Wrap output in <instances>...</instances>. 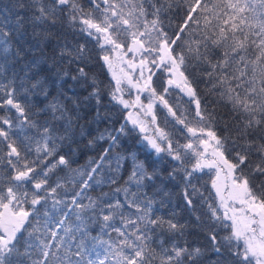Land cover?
Listing matches in <instances>:
<instances>
[{"label": "trees", "instance_id": "obj_1", "mask_svg": "<svg viewBox=\"0 0 264 264\" xmlns=\"http://www.w3.org/2000/svg\"><path fill=\"white\" fill-rule=\"evenodd\" d=\"M78 2L85 12L91 11L94 18H102L101 10L95 9L89 0H78ZM116 2L123 3L124 0H116ZM240 2L244 3L245 0ZM41 3L47 7L49 0H41ZM201 3L211 6L221 3V0H201ZM153 4L160 8L158 15H153L155 12ZM194 4L195 0H148L147 15L141 18L140 30H144L145 20L150 24L153 19H157L163 31L171 39H176L180 27L188 18L190 5ZM34 7L33 0H0V28L10 32L9 47L12 52L17 48L25 52L19 63L9 59L7 71L0 73V87L15 84L18 98L25 105L30 121L36 125L30 127L24 123L23 118H18L19 114L15 109L3 106L0 107V118L9 119L12 124L11 127L0 124V127L8 132L9 140L16 142L22 156L32 162L33 167L40 173L34 180L25 181L22 186L14 188L20 198L19 202L13 200L8 209L0 207V214L5 218L18 209L29 212L27 221L16 233L17 238L13 241L16 246V252L11 257L13 264H37L43 259L45 244L49 246L50 252L57 254L62 264H69V261L71 264H90V262L100 264L101 261L104 264H116L113 253L108 250L109 244H115L122 238L111 228H103L102 216L107 214L106 206L115 204L116 201L121 203L122 208L119 211L123 212L124 216L132 215L134 209L128 207V202L132 199H137L138 202L151 200L152 218L159 217L165 221L171 219L183 226V229L177 232H170L165 226L149 233L152 236L150 247L155 250L157 257L153 264H160L163 250H171L173 246L186 247L189 250L201 248L204 250V255L200 258V264H212L216 256L210 251L209 231L214 230L217 239L221 242L232 232L231 221L223 219L224 212L219 207V199L212 187V181L216 176L215 168L204 166L200 170L193 171L198 157L192 150L180 147L179 150L185 157L183 167L192 172L190 184L184 180L186 174L184 171H176L170 176L169 173L173 172L180 162L172 160L167 152L157 154L151 149L142 139L144 134L129 121L127 109L111 98L115 83L101 58L108 54V50L101 49L95 39L81 32L83 26L79 19L74 24L70 23L67 13L58 11L54 24L50 21H36ZM228 11L231 14V10ZM192 15L195 21L187 24L185 33L174 47L176 52L183 51L185 54L186 64L182 70L196 90L201 110L206 109L205 116L211 114L215 119L201 121L196 117L195 100L179 88L168 86L165 81L167 75L162 68L153 75L151 81V89L156 93L157 103L154 109L156 121L153 124L149 118L148 135L152 136L158 126L168 134L173 147L192 143L196 151L203 154L199 141L204 133L199 129L205 128L206 133L210 123L220 136L234 134L238 119L231 112V106L220 98V89H212L215 78L210 80L207 76V73L212 71L209 63L196 62L195 53L187 51L186 42H191L193 38L202 40L205 34L211 36L213 31L218 33V25H223H220V21L212 19L213 27L206 28L204 17L207 15L211 18V14L200 8ZM243 15H251V13ZM222 19L227 17L223 16ZM236 23H239V20ZM228 35L231 36L232 33L229 32ZM235 35L243 39L244 33L237 31ZM120 40L124 45L130 42V38L126 36H121ZM253 40L259 42L257 37L249 33L245 52L249 60H254L259 55L258 49L252 44ZM100 43L103 41L101 40ZM230 44H232L231 39L221 47L213 46L209 41L207 52L210 61L215 63L221 59L224 51L228 50L227 45ZM80 45H84L87 49V58L83 61L76 60L69 54ZM192 47L195 49L196 45L193 44ZM107 48L111 49L110 46ZM200 52H206L203 45L200 46ZM9 56L11 57V53ZM33 60L41 69L38 79L42 84V90L33 89L27 93L25 99L24 89L20 88L23 76L21 69ZM80 68H84L86 77L80 75ZM249 76H251L250 68ZM23 83L24 87L30 86L28 81ZM94 85L99 89V103L96 96L90 95ZM166 88L167 92H165ZM160 97H163V101L173 108L178 117L187 118V125L194 129L195 135L189 133L183 124L176 122V118L168 112ZM0 98H3L2 92ZM54 98L70 113L63 120H53L52 112L47 110V105ZM56 115L58 116L59 113ZM69 120H71L70 125ZM46 123L47 126L56 129L54 132L56 147L50 156H46L42 151L37 152L38 143L43 144L40 128ZM122 125L125 126L123 133L119 131ZM255 136H264V131L256 132ZM112 137L117 138L115 143L112 142ZM158 142L162 147L167 148V141ZM7 143L8 141L0 138V200L3 203H9L7 189L17 184L10 179L14 172L7 164L9 151ZM228 147L229 151L225 156L230 162H235L230 139ZM105 149L109 151L105 153ZM133 154L138 162L145 165L149 173H154L153 179L145 180L140 187L129 179L133 170ZM61 156L68 161L66 165L58 163ZM102 156L105 157L103 160H101ZM204 157L203 155L200 158L201 162ZM209 158L213 159L211 154ZM257 163L259 158L253 153L249 157L248 167L242 168L243 174L248 175ZM22 165L23 160L20 161V166ZM52 165L56 167L52 168ZM93 168L96 169L95 172H92ZM44 171H48L47 177L43 176ZM40 179L47 180L45 190L39 192V195L45 199L34 206L31 201L33 193L37 190L33 185ZM85 181L88 182L87 187H83ZM260 182L253 180V186ZM193 187L198 189L195 194ZM51 188H56L55 193L50 192ZM125 188L128 189L127 193L123 191ZM185 191L193 199V208H189L186 204ZM78 192L81 193L79 197L76 196ZM73 197H76L78 203L82 205H88L90 201H95L96 204L94 207L79 210L72 203ZM209 205L217 208L221 221H212ZM61 221L63 224L60 223ZM111 223L120 227L121 217L116 215ZM65 229L68 231L66 232ZM53 232L56 233L55 237L52 236ZM3 235L5 233L0 228V236ZM232 243L235 247L243 249L242 240L239 242L233 240ZM78 245L81 247L78 248ZM78 251L80 254L76 255ZM48 259L49 264H56L55 258L50 256ZM181 259L183 264H190L186 257ZM234 264L239 262L234 261ZM251 264H255V259Z\"/></svg>", "mask_w": 264, "mask_h": 264}, {"label": "snow or ice", "instance_id": "obj_2", "mask_svg": "<svg viewBox=\"0 0 264 264\" xmlns=\"http://www.w3.org/2000/svg\"><path fill=\"white\" fill-rule=\"evenodd\" d=\"M33 2L35 5L34 19L36 21H50L54 24L57 12H66L70 23L74 24L79 19L80 24L83 26L80 29L81 32L95 39L100 48L105 51H107V46H110L113 52H117V50L122 51L125 45L120 40V37L126 36L130 38L131 44L126 45L127 52L140 55L141 76H143V69L148 68L149 63L155 64L157 68H163L170 74L168 84H176L178 87L182 84L181 91L186 92V95L195 100L196 117H199L201 121H211L215 117L211 116V114L206 117L204 114L206 109L201 110L196 90L192 86L189 77L182 70L186 64L185 54L183 51L176 52L174 45H177V41L185 33L187 24L195 21L192 13L196 12L198 8L211 14V18L207 15L204 17L206 28L213 27L212 19L220 21V25L223 26L218 25V33L213 31L211 36L205 34L202 40L193 38L191 42L186 43L188 45L187 51L195 53L196 62L209 63L212 71L208 72L207 76L210 80L213 77L215 78L212 89H220V98L231 106V112L238 119L234 134L230 133L229 135L220 136L213 130L210 123L206 133L205 128L201 127L199 131L205 133L212 143L209 145V140H204L203 138H200L199 142L205 145V151L211 147V155L213 157L211 161L204 159L203 163L200 159L203 157V154L196 151L192 143L173 147L168 134L158 126L152 136L144 135L142 139L147 141L148 146L154 149L157 154L167 152L172 160L180 162L169 175L172 176L176 171H184L186 173L184 180L188 184H190L192 172L187 171L183 167L185 157L182 156L179 150L180 147L192 150L198 157L196 164L193 166V171L200 170L204 166L217 169V178L212 181V187L215 189L216 196L219 199V207L224 210L223 219L231 220L232 222V232L230 236L224 237L223 242H221L217 239L214 230L209 231L210 251L216 256L212 264H234V261H238L239 264H251L253 259H255V264H264V136H255L256 132L264 131V0H258V2L257 0H245L244 3H241L240 0H235V2H232V0H221V3L211 6L202 4L201 0H195V4L190 5L188 18L185 24L180 27L176 39H171L163 31L157 19H153L150 24L145 20L144 30H140L141 18L147 15L146 4L148 0H124L123 3H117L116 0H89V3L95 9L101 10V19L94 18L91 11L85 12L78 0H49L47 7L41 3V0H33ZM152 7L155 8L153 15H158L160 8L155 7L154 4ZM228 10H231V14H229ZM244 13H251V15H243ZM223 16H226L227 19H222ZM237 20H239V23H236ZM230 21L231 23H229ZM196 22L198 23V21ZM237 31L244 33L243 39L235 35ZM229 32L232 33L231 36L228 35ZM249 33L257 37L259 41L258 43L256 40L252 41V44L259 51V55L254 60H249L245 56ZM229 39L232 40V44L227 45L228 50L224 51L221 59L212 63L207 52L208 42L210 41L213 46L221 47ZM101 40L103 43H100ZM10 44V32L0 28V73L7 71V64L10 58L14 62L19 63L25 55L24 50L19 48L15 52H12V49L9 47ZM193 44L196 45L195 49L192 47ZM201 45L206 49L205 53L200 52ZM127 52H122L119 57L121 61H123ZM10 53L11 57L9 56ZM153 53L156 55L153 56ZM69 54L73 55L74 59L83 61L87 58V49L84 45H80L73 53ZM101 58L109 71H112L113 79L116 81V88L111 93V98L123 104L125 108L129 107L128 101L117 95L118 92L122 91L121 79L113 71V59L108 54L103 55ZM157 59L160 61L159 64H156ZM133 67L135 66L133 65ZM249 68L251 76H249ZM40 70L35 60L26 63L24 68L21 69L23 76L21 77L22 83L20 84V88L24 89L25 99H27V93L33 89L39 88L42 90V84L38 79ZM79 72L81 76H87L84 68H80ZM172 77H178L180 83H177V80ZM151 80L152 74L150 72L142 90H151L152 95L155 96V91L151 89ZM23 81L30 82V86L24 87ZM129 83H131V80H129ZM17 90L14 83L11 86L5 85L0 87V92L3 93V98H0V107L10 106L19 114L18 118H23L24 123H27L30 127H35L36 125L29 119L25 105L21 103L17 96ZM167 91L168 89L166 88L165 92ZM90 95L96 96L97 103H99V89L95 85ZM45 98H47L46 93ZM160 99L165 107L168 108V112L176 118V122L183 124L189 133L195 135L194 129L187 125V118L183 116L178 117L173 108L169 107L166 101H163V97H160ZM137 100H139V96ZM144 107H141L142 111ZM146 107L148 109L146 114H152V104L150 103ZM47 110L52 112L53 120H63L70 115L67 109L56 98L49 102ZM57 113H59L58 116L56 115ZM128 119L131 120L134 126H138L142 133L145 132V128L141 126V122L132 119L131 115ZM155 121L156 116L152 115V123L154 124ZM68 123L70 125L71 120ZM0 124L11 127L12 121L0 118ZM55 131L56 129L47 126V123L41 126L40 135L43 144L38 143L37 152L42 151L46 156L53 154L56 147ZM119 131L123 133L125 126L122 125ZM0 138L8 141L7 164L12 172H14V175L10 179L17 182L16 185L7 189L9 203H3L0 200V207L8 209L9 204L13 200L19 202L20 199L16 195L14 188L22 186L25 181L34 180L40 173L33 167L32 162H29L22 156L16 142L9 140V134L3 127H0ZM60 138L63 139V137ZM111 139L115 143L117 138L112 137ZM229 139L231 140V150L234 151L235 162H230L225 156V153L229 151ZM158 141H167V148L162 147ZM108 151L109 149H105V153ZM253 153L258 156L259 163L251 168L248 175H245L242 172V168L248 167L249 157ZM13 157L15 159H12ZM104 158L102 156L101 160ZM21 160H23L22 166H20ZM132 160L133 170L129 178L130 180L135 181L136 185L140 187L145 180L150 181L153 179L154 173H149L145 165L137 161L134 154L132 155ZM58 163L66 165L68 161L65 157L61 156ZM221 165H223V168H221ZM51 167L54 168L56 165H52ZM50 170L48 169V171ZM238 170H240L239 174ZM48 171L43 172L44 177H47ZM95 171L96 169L93 168L92 172ZM221 172L224 173V183H219ZM89 178H91V173H89ZM253 180H260L261 182L253 186ZM46 184V179H40L34 183L33 186L37 190V192L33 193L31 201L34 206L45 199V197L39 195V192L45 190ZM87 186L88 182L85 181L83 187ZM55 191L56 188L50 189L51 193H55ZM123 191L127 193L128 189L125 188ZM197 191L198 189L193 187V194ZM80 195L81 193L79 192L76 194L77 197ZM185 201L189 208L194 207L193 199L187 191H185ZM236 202H239L240 208L234 206ZM72 203L79 210L94 207L96 204L95 201H90L88 205H82L78 203L76 197H73ZM106 207L108 209L107 214L102 216L104 222L103 228H111L122 238L115 244H109L108 250L113 253L116 264H153L157 257L155 250L150 247L152 236L149 233H153L157 228H164L165 226L170 232H177L183 229L182 225L171 219L165 221L159 217L152 218L151 200L139 202L137 199L130 200L128 207L134 209V213L129 216H124V213L119 211L122 208L119 201H116L115 204H108ZM208 207L212 221H221L222 218L217 208L211 205ZM116 215L121 217L120 227H116L111 223ZM28 217L29 212L24 210L14 211L7 218L3 214H0V228L5 233V235L0 236V264H13L11 257L16 252V246L13 241L16 240V233L23 228ZM197 220H199V217H197ZM60 223L63 224V221ZM65 231L67 232L68 229H65ZM52 236L55 237L56 233L53 232ZM233 240L237 242L242 240L243 249L235 247L232 243ZM48 247L47 244L43 246V259L37 262V264H49L48 258L50 256L55 258L56 264H62V262H59L57 254L50 252ZM79 247L81 246L78 245ZM75 254L79 255L80 252L78 251ZM203 255L204 250L201 248L189 250L186 247L173 246L171 250H163L160 256V264H183L182 257H186L190 264H200V258ZM69 264H71V261H69ZM100 264H104V262L101 261Z\"/></svg>", "mask_w": 264, "mask_h": 264}, {"label": "rangeland", "instance_id": "obj_3", "mask_svg": "<svg viewBox=\"0 0 264 264\" xmlns=\"http://www.w3.org/2000/svg\"><path fill=\"white\" fill-rule=\"evenodd\" d=\"M130 44H131V40L126 45H130ZM126 45L123 47L122 51L117 50V52H113L110 48H107L108 55L114 61L113 71H115L117 77L121 79L122 91L118 92L117 95L122 97L124 100L128 101V103H129V107L126 108L127 109V117H129L131 115L132 119H135V120H138L139 122H141V126H143L145 128V132H143V134L148 135V131H149L148 125L150 123V120H152V115H154V109H155L157 100L155 99V96L152 95L151 90H148V89L142 90V89L144 88L145 81L147 80V77L150 74V72H151L152 77H153V75L158 70H160L162 68H157L155 64L149 63L148 68L143 69V76H141V72H142V69L140 66L141 57L138 54L134 55L131 52H127ZM122 52H127V54L123 58V61H121L119 58L120 55L122 54ZM152 55L155 56L156 54L153 53ZM129 62H131V63H129ZM159 63H160V61L157 59L156 64H159ZM133 65L135 67H133ZM106 67H107V65H106ZM149 69H150V72H149ZM107 70H108L111 78L113 79L112 71H109L108 67H107ZM164 72L167 75L166 79H165L166 84L170 87L174 86V87H177L181 90V87H183L182 84H180L179 87L176 84H173V85L168 84L170 74L165 70H164ZM172 78L176 79L177 83H180L178 77H172ZM129 80H131V83H129ZM113 81L115 83V88H116V81L114 79H113ZM134 85H136V86H134ZM183 93L186 94V92H183ZM138 96H139V100H137ZM150 103L152 104V114H146L148 112V109L146 106ZM142 106H145L143 108V111L141 110ZM149 118H150V120H149ZM129 121L131 122L130 119H129ZM136 127L140 130V128L138 126H136ZM201 138H203L204 140H209V138L207 137V135L205 133L201 136ZM145 142L147 143V141H145ZM211 143H212V141L209 140V145H211ZM202 148H203L202 149L203 155L206 157V158L204 157V159L211 161V158H209V155L211 154V147H209L207 151H205V145H202ZM203 160H202V163H203ZM221 168H223V165H221ZM215 170H216V176L214 179L217 178V169L215 168ZM220 176H221V179H220L219 183H224V179H223L224 173L221 172ZM214 191H215V189H214ZM215 193H216V191H215ZM230 203H231V201H230ZM234 206L236 208L241 207L239 202H236ZM18 211H21V210L18 209ZM223 212H224V210H223ZM229 215H231V213H229Z\"/></svg>", "mask_w": 264, "mask_h": 264}]
</instances>
